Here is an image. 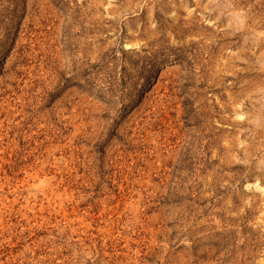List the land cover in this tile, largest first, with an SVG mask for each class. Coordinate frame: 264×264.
Segmentation results:
<instances>
[{
	"label": "rangeland",
	"instance_id": "rangeland-1",
	"mask_svg": "<svg viewBox=\"0 0 264 264\" xmlns=\"http://www.w3.org/2000/svg\"><path fill=\"white\" fill-rule=\"evenodd\" d=\"M0 264H264V0H0Z\"/></svg>",
	"mask_w": 264,
	"mask_h": 264
}]
</instances>
